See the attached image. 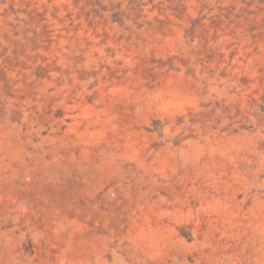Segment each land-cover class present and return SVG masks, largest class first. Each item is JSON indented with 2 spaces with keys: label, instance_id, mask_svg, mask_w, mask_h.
<instances>
[{
  "label": "rangeland",
  "instance_id": "rangeland-1",
  "mask_svg": "<svg viewBox=\"0 0 264 264\" xmlns=\"http://www.w3.org/2000/svg\"><path fill=\"white\" fill-rule=\"evenodd\" d=\"M0 264H264V0H0Z\"/></svg>",
  "mask_w": 264,
  "mask_h": 264
}]
</instances>
